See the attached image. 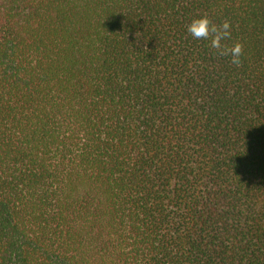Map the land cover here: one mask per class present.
I'll list each match as a JSON object with an SVG mask.
<instances>
[{
	"label": "trees",
	"instance_id": "1",
	"mask_svg": "<svg viewBox=\"0 0 264 264\" xmlns=\"http://www.w3.org/2000/svg\"><path fill=\"white\" fill-rule=\"evenodd\" d=\"M0 264H264V0H0Z\"/></svg>",
	"mask_w": 264,
	"mask_h": 264
},
{
	"label": "clouds",
	"instance_id": "2",
	"mask_svg": "<svg viewBox=\"0 0 264 264\" xmlns=\"http://www.w3.org/2000/svg\"><path fill=\"white\" fill-rule=\"evenodd\" d=\"M186 31L193 39L207 41L208 48L214 50L215 55L228 57L229 62L236 67L241 65L244 45L239 40L227 43L232 39L231 24L227 19L215 23L207 12H204L190 20Z\"/></svg>",
	"mask_w": 264,
	"mask_h": 264
}]
</instances>
